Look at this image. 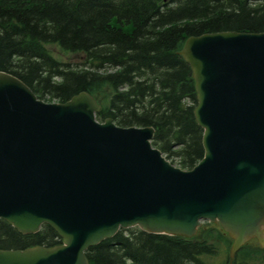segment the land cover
I'll use <instances>...</instances> for the list:
<instances>
[{
    "label": "water",
    "instance_id": "95a60500",
    "mask_svg": "<svg viewBox=\"0 0 264 264\" xmlns=\"http://www.w3.org/2000/svg\"><path fill=\"white\" fill-rule=\"evenodd\" d=\"M178 53L202 129L189 170L150 144L151 127L97 122L87 93L46 103L0 72V218L60 237L0 250V264H87L84 251L119 228L190 237L201 221L231 236L229 256L250 237L244 245L264 246V32L188 37Z\"/></svg>",
    "mask_w": 264,
    "mask_h": 264
},
{
    "label": "trees",
    "instance_id": "16d2710c",
    "mask_svg": "<svg viewBox=\"0 0 264 264\" xmlns=\"http://www.w3.org/2000/svg\"><path fill=\"white\" fill-rule=\"evenodd\" d=\"M221 31L264 32V0H0V71L43 101L88 93L98 121L151 127V144L190 169L203 154L202 130L192 113L191 70L177 52L189 36ZM48 45L84 65L57 60ZM206 232L187 239L119 229L84 256L87 264H206L200 256L213 254L212 240L221 237ZM58 244L47 224L21 234L0 219L2 250ZM230 264H264V248L243 245Z\"/></svg>",
    "mask_w": 264,
    "mask_h": 264
},
{
    "label": "rangeland",
    "instance_id": "374dc122",
    "mask_svg": "<svg viewBox=\"0 0 264 264\" xmlns=\"http://www.w3.org/2000/svg\"><path fill=\"white\" fill-rule=\"evenodd\" d=\"M46 47L57 60L68 63L70 67L84 65L82 63L83 58L77 56L76 54L67 53L61 50L56 45H48ZM210 227L213 229H220L219 225L216 222L214 224H210L208 222H201L197 231H201L202 233L207 234L206 231L209 230ZM207 240L211 243L210 239ZM212 242L215 244V247L217 249L216 253L212 255H201L200 258L207 264H220L227 257V251L229 247L228 245L231 242V238L229 241L227 240L225 235L221 234L220 239L212 240ZM246 250L250 251L251 249ZM254 259L257 260L256 258Z\"/></svg>",
    "mask_w": 264,
    "mask_h": 264
}]
</instances>
